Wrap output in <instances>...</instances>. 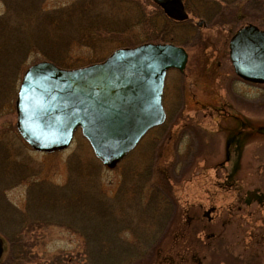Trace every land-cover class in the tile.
Wrapping results in <instances>:
<instances>
[{"label":"rangeland","instance_id":"rangeland-1","mask_svg":"<svg viewBox=\"0 0 264 264\" xmlns=\"http://www.w3.org/2000/svg\"><path fill=\"white\" fill-rule=\"evenodd\" d=\"M202 1L186 0L193 23L172 29L159 16L142 22L160 12L152 0H0V264L18 240L33 246L38 264H264V204H245L247 191L264 192V110L232 109L227 94L230 37L250 23L264 29V6L256 4L264 0H252L259 9L248 0ZM205 6L222 8L221 17L202 18ZM199 19L206 27L193 28ZM160 37L189 51L184 76L170 71L166 91L176 96L172 84L180 82L185 112L170 113L114 169L95 158L80 131L54 154L21 138L15 102L30 66L84 68L118 49L168 42ZM236 110L249 116L251 130L225 160Z\"/></svg>","mask_w":264,"mask_h":264},{"label":"water","instance_id":"water-1","mask_svg":"<svg viewBox=\"0 0 264 264\" xmlns=\"http://www.w3.org/2000/svg\"><path fill=\"white\" fill-rule=\"evenodd\" d=\"M152 1L175 21L187 18L182 0ZM229 49L237 76L264 84V31L244 27ZM187 59L182 47L149 43L118 49L104 62L76 70L34 64L15 103L18 131L32 150L51 154L67 149L80 129L95 157L114 169L148 132L164 124L167 72H183ZM5 252L0 237V262Z\"/></svg>","mask_w":264,"mask_h":264},{"label":"flooded vegetation","instance_id":"flooded-vegetation-1","mask_svg":"<svg viewBox=\"0 0 264 264\" xmlns=\"http://www.w3.org/2000/svg\"><path fill=\"white\" fill-rule=\"evenodd\" d=\"M240 1L245 2L247 0H240ZM253 1L254 2L255 1L258 2V0H253ZM182 2H183V5H184L185 12L187 14V18L184 21H175V20L169 18L160 7H158V8L160 9L162 14L168 20H170V21H172L174 23H181V24H184V25L186 23H191L192 24L193 22H192V19L190 18V12L191 11H189V9H188L187 2H186V0H182ZM247 3H248V5H247ZM253 4L254 3H252V0H248L247 2H245V6L246 7L253 8V9H259L257 7V5H256V4H258L259 7H260V10H261V9H263L264 1H261L260 3H256L254 5ZM220 7H222V5H220ZM225 7H227V6H225ZM261 11H262V13L264 12V10H261ZM222 13H223L222 8L221 9H217V10L214 9V11L210 12V14H212V16L208 17V19H212L213 20L214 18H216L218 16L221 17ZM202 18H206V17H202ZM199 23H201V25H199ZM206 24H207L206 20L199 19L197 24L195 26L192 25V27L193 28L197 27V29H201V28L206 27ZM248 25H253V26L257 27L260 31H264V29L260 28L258 25H254V24L250 23V24H247V25L242 26V27L238 28L237 30H235V32L230 37V40H229V43H228V60H229L228 62L230 64V66H231V70H232L234 79H231L232 80L231 81V88L229 89L227 94H228V96L231 99V104H232L231 107H232V109H237L236 105L239 104V103H246V104H250L251 106H253V104H256V105L259 104L260 107H261L260 109L264 110V84H256V83H253V82H248V81L243 80L239 76H237V74H236V72L234 70V67L232 65L231 59H230L229 45H230L231 39L241 29H243L244 27H246ZM189 40L190 39H188L187 41H189ZM165 44H173L175 46L182 47L185 50V52L187 54V57H188L187 65H186V68H187L188 63H189V59H190V54H189V51L187 50V48L185 46L177 45V44H174L172 42H167ZM185 70L183 72H179L177 70H172V72H176L177 71V72H179V74H181V76H184ZM168 73H167V76H168ZM167 82H168V77H166V80H165V83H164V89H163V107H164L165 115H166L165 124L167 123V121L169 119L170 113L172 115H175V117H176L178 115H183V113L185 112V109H186V107H185V98H184L185 95L183 94V91H182V94L180 95V91H181L180 88H179V83L180 82L178 83V82H174V80L172 81V83L174 82L172 84V91L176 94V96H174L172 94V96H170V97H167V92H166L167 91ZM233 84L242 87L244 90H236V91H234L232 89ZM254 93L257 95L258 98L252 99L253 98L252 94H254ZM166 103H167V105H166ZM226 108H224V109H226ZM224 111L225 112H223V115L226 114V110H224ZM236 111H238V114L234 113V112L230 114L232 120L235 122L234 123L235 127H234V129H231L230 132H228L226 134L227 137H226V140H225V152H224L225 160H230L229 155H230L231 151L232 152L236 151L238 149V146H243L244 145V141L246 140V138H244L242 136H247V134L251 130V128H250V126L248 124L249 123L248 121L250 119L249 116H246L245 113L243 114V112H241L239 110H236ZM164 125H162V126H164ZM156 129H158V128H156ZM201 132H202V130H201ZM190 133L192 135H194L193 131H190ZM204 135L206 136V133ZM249 194H252V195H249ZM248 198L252 199V202L250 204L247 203ZM254 202H257V203L262 204V205L264 204V192L263 191H261V190H250V191L246 192V196H245V204H246V206L249 207ZM214 211H215L214 207L210 208L207 212H205L204 216L209 221H211L212 220L211 213H213Z\"/></svg>","mask_w":264,"mask_h":264},{"label":"trees","instance_id":"trees-1","mask_svg":"<svg viewBox=\"0 0 264 264\" xmlns=\"http://www.w3.org/2000/svg\"><path fill=\"white\" fill-rule=\"evenodd\" d=\"M208 0H203L202 2L205 4L207 3ZM217 2V6H220L222 5L223 7L225 6H228L230 5V3L233 1V0H215ZM235 1V0H234ZM187 6H188V3H187ZM157 7V6H156ZM207 8H203V7H200V11H202V13H205L206 15H202L203 17H206L208 18L209 17V14L211 11H214L215 7H212V6H205ZM158 8V7H157ZM156 8V9H157ZM189 9V7H188ZM203 9V10H202ZM135 10L139 11L140 10H143L142 8H136ZM134 10V11H135ZM190 10V9H189ZM159 13V14H158ZM157 14L153 15V17H150V15L146 14L144 17H142V22L146 23V22H151L153 21V19L157 16L160 17V19L162 21H164L166 24H165V27L169 26L171 27L172 29H176L178 28L179 26H183L184 24H181V23H174L170 20H168L163 14L162 12H158ZM92 25H96L95 23H93ZM93 28H96V27H93ZM47 35L45 36H48L49 34L46 32ZM164 35V34H162ZM160 41H168L169 40H165L163 39L162 37H160L159 39ZM171 42V41H170ZM146 173V172H145ZM143 175V173H140ZM163 217L165 218L164 214H163ZM30 243L28 242H24V241H20L18 240L17 241V244L15 243L14 246H13V253H11V258L10 260L5 263V264H38V262L36 261V256L35 254L32 253V250H33V246L32 245H29ZM16 248V250H15ZM50 264V263H49ZM51 264H75V261L71 260L70 262H67V261H64V260H60V259H54L52 260Z\"/></svg>","mask_w":264,"mask_h":264}]
</instances>
